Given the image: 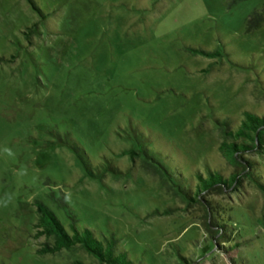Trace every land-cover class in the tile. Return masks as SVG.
<instances>
[{
  "label": "rangeland",
  "instance_id": "1",
  "mask_svg": "<svg viewBox=\"0 0 264 264\" xmlns=\"http://www.w3.org/2000/svg\"><path fill=\"white\" fill-rule=\"evenodd\" d=\"M34 1L44 16L27 0H0V264L94 262L79 248L37 253L46 241L35 237L37 201L67 226L64 201L79 228L114 236L134 264H177L179 253L264 264L254 184L208 195L239 242L231 262L202 206H186L141 158L119 155L136 133L171 170L233 171L216 118L264 116V0ZM71 139L121 173L86 176Z\"/></svg>",
  "mask_w": 264,
  "mask_h": 264
},
{
  "label": "trees",
  "instance_id": "2",
  "mask_svg": "<svg viewBox=\"0 0 264 264\" xmlns=\"http://www.w3.org/2000/svg\"><path fill=\"white\" fill-rule=\"evenodd\" d=\"M27 1L41 17L45 15L34 0ZM254 17L252 15L248 19L247 25ZM32 26H36V22H33ZM193 52L205 56L219 55L218 50L193 49ZM262 83L264 84L263 81ZM216 123L221 134L218 149L228 164L233 167V171L226 175L208 165L204 172L198 169L188 172L177 168L171 170L157 158L160 152L145 146L136 133L137 145L122 150L119 155H128L132 160L141 158L144 166L159 174L186 206L196 204L202 206L205 210V227L210 238L215 242L217 250L228 254L229 261L233 262L235 258L229 253L239 245V242L232 241V233L229 230L231 225L226 218L221 216L219 203L209 198L208 195L215 192L224 193L226 190L235 192L237 187L246 180L264 194V170L261 168V162L264 160V116L250 110H243L239 120L228 116L216 118ZM67 143L80 161L86 176L97 178L103 177L108 172L121 173V170L109 160L94 165L84 147L75 140L71 139ZM61 205L72 219L67 226L62 223L50 206L37 201L38 216L35 223L37 230L35 237L43 236L46 239L37 248V253H56L63 249L79 248L94 257V262L85 263L80 259H75L70 264H134L127 250L118 247L114 236L100 239L91 228H79L75 223L77 219L67 204L61 201ZM178 255L177 264H201V261H194L181 253Z\"/></svg>",
  "mask_w": 264,
  "mask_h": 264
}]
</instances>
